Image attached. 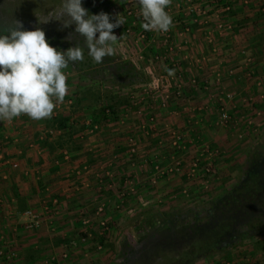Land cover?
I'll return each mask as SVG.
<instances>
[{
    "label": "crops",
    "instance_id": "0c3cea01",
    "mask_svg": "<svg viewBox=\"0 0 264 264\" xmlns=\"http://www.w3.org/2000/svg\"><path fill=\"white\" fill-rule=\"evenodd\" d=\"M261 2L262 0H249V4H243L242 0H229L232 9L227 18L232 24V30L227 32L224 38L217 40L218 45L216 46L217 51L215 53L211 51L210 44L205 40V28L201 25L193 24L189 32L184 34L181 33L183 32L180 31L181 27H184L188 21V17L186 16L185 18L180 19L182 24L173 23V27L171 28L173 36L171 40V46L173 47L172 51H167L166 47L160 43V36L158 34H155L151 38L152 40H150L147 45L148 49L157 50L160 54H163L168 58L167 61H158L161 62L160 64L162 68H164V72H169L168 69L177 71V68H169L173 67V64L176 62L179 64V68L182 72L186 71L185 76L187 77L188 74L189 76L192 75V77L196 78V80L200 83V86L193 87L190 84L191 77L188 78L189 83L184 82L182 84L183 95L188 97H185L187 101L186 105L175 104V102H173L171 103V106L167 108H157L159 113H155V110L153 108L151 109V107H153L151 104L145 106L146 108L144 111H146L148 115H150L149 113H153L152 115L157 116V121L150 124L146 120V114H144V117L142 118L137 116L138 121L133 122L131 125L126 127L128 129V133L137 136L135 153L129 152L128 142L126 144L124 141L119 139L112 140L113 146L115 148L117 147V150L119 151L113 155V157H116L115 169L116 173L118 172V175L119 172L122 171V168L117 167V165L119 166L122 161L121 158L126 156L127 159L131 158L130 160H132L130 163L132 168L129 170L128 174L124 173V175L121 176L122 178L119 177L118 179V176L114 174L113 179H117V181L114 182L112 179V187H108L106 183L103 188L99 190L97 182L100 170H96L98 168H90L91 164H94V160L93 162L90 160L91 164L86 161V158L90 155L89 153L86 154L87 151H92L93 149H90L92 145L88 147L85 143L86 141L82 140L86 137L85 131H88L85 122L82 123L83 130L79 132L75 138L76 141L82 144V150L84 153L80 154L78 157L72 158L71 153L68 151H63L62 153L60 152V155H63L62 160L60 159V161H58L57 158H55L54 165L52 166L53 168L46 170L47 172L42 171L43 168H38L36 170L23 168L24 166L29 165L27 162V151L23 152L21 155L11 158V156H9L12 152V150H10L11 147L9 148L4 146L2 149L4 160L0 159V175H2L3 171L6 170V167H3V164L5 163L4 165L7 167H12L11 162L15 160L19 162V168H12L19 174L13 173L8 177L11 186L4 184L0 185V197H2L1 192H3V196L11 198V202H9L7 206L2 203L0 198V216L1 213L5 215V213L9 211L10 213L14 211L15 213L18 212L19 214H23L27 208L37 209V211L42 213L43 221L41 226L35 229L34 232H36L37 236L41 237V239H50L52 244L54 242L57 247L53 250H56L54 253L58 254V251H61V248L70 239L78 238L79 234L82 233L80 232L83 228L81 219L79 216V219L78 217L75 219L76 217L73 215L79 213V210L83 207L87 209L89 217H91V215L94 217V221L91 220L90 224L87 226L90 231H92L91 228L94 224L96 225L98 223V219H96L97 216L95 215V208L100 202H104L106 205L104 214L111 225L118 227L123 225L122 223H124L126 219L127 221L129 219L132 221L130 214L129 217L123 215V210L133 207L132 204L133 202H136L135 200L138 192L136 196L130 197V199L133 198V201L130 202V200H128L125 205L123 204V206H121V209H116L114 207L119 191L123 188L122 179L126 176H130L133 180H138L137 182L142 183V181L151 176V166L155 162L159 163L162 167H167L169 165L168 162L170 161V158L172 159L174 154L179 156L182 159V171L178 172L177 175L179 177L181 176V180L186 182L184 184L189 187L192 193H195L197 187H200V185L195 180L194 182L186 181V171L195 159L200 160V166L205 162L207 155L204 153L205 156H202L204 151L202 144H205L206 147L209 146L211 151L217 152V155L213 157V166L216 167V171L214 170V172H217V170L221 169L223 165V159L220 157L218 158V155L220 154L219 148H224L225 151L232 143L229 142V135L226 134L225 128H221L218 132H213L214 125L212 118L215 116L214 108H216L217 105V98L219 96V92L221 91V86L228 91L234 92L238 96L236 104H229L230 112L235 120L233 124L238 125L241 118V120L244 121V125H239L237 128L248 126L249 129L250 125H248V120L251 119L256 122V125L264 126V12L260 9ZM246 45H249L250 47H247V49ZM256 50H260L259 54ZM234 54L236 56H234ZM152 56L153 55L150 54V57ZM203 56H205V60L203 62H199ZM218 74L220 75L219 80L217 76ZM257 79L262 81L261 87L256 85ZM203 82H207L208 84L206 89L201 86ZM158 93L159 95H162L160 92ZM252 97L253 100L249 104V99L247 98ZM200 103H202V110H197L202 113L206 112V116L203 118L204 120L200 117L202 115H196L195 117L193 114V109H195V107ZM257 110L262 112L261 116L256 115L258 112ZM173 112L177 116H174V118H172L173 116H167V114H173ZM169 119H171L170 122ZM12 120H14V118ZM5 124L11 123H9L8 120L0 121V139H4V137L6 138L4 133H2L4 131L2 129L6 126ZM101 124L100 129L103 127V124ZM256 125L250 127H255ZM170 129L183 132L184 135L188 136V138H184L186 141L184 142V145L187 149L185 147V149L179 151L174 148V151H172L170 150V145L169 148H163V146H165L169 141ZM245 129L247 128L245 127ZM18 139L20 140L19 137L16 139L12 138L11 142L13 145H18ZM99 139L101 141L100 137ZM200 141H202V143H200ZM215 143L217 145H214ZM22 144L24 145L23 142H21V145ZM27 145L28 142H26V145L24 146ZM117 145H125L126 147H119ZM215 146L217 149H214ZM36 149L37 147H33L29 152H32L33 155L35 153H39L36 152ZM120 149L122 156L120 154ZM64 152H68L70 155L66 154L64 156ZM29 154L30 153H28V155ZM93 157L95 156L93 155ZM201 157L204 158V160H202ZM7 158H9L8 162H5ZM96 159H102L100 152L98 153ZM9 161L11 162L9 163ZM95 162L97 163L98 161ZM138 162L140 165H137ZM67 165H71L72 168L64 169ZM200 166L197 172L199 177L204 176ZM76 170H81L83 173L77 177L75 176ZM32 171H36L35 173L37 175H35V181L38 180V184L33 181ZM42 172H44L43 175ZM220 173L221 172L218 171V175ZM7 176L2 175L1 177L6 179ZM42 178L45 179L42 181ZM46 179L47 183L44 184ZM161 179H164V177ZM216 184L217 183L214 182V187ZM171 185L172 186L170 187H172V191H174L176 187L178 188L181 186V184L177 186L176 184ZM182 190L184 189L182 188ZM39 192L43 193L44 198L38 200V204L34 205L33 201L36 199L35 196L39 195ZM105 192H107V195H105ZM179 192L182 191L180 190ZM45 197H48V199ZM54 197L58 198L60 201V210L54 213L52 210L44 211L43 204L45 202L51 204V199ZM195 198L196 201H194V203L198 201L197 197H193L192 199ZM20 199H22L24 203L26 202V204H24L26 207L23 210H19ZM192 199H190V202ZM163 207L165 209L169 208L167 206ZM108 208H112L114 211L116 210V212L110 215ZM128 212L131 213V211ZM0 218H2L1 221L4 222L3 219L6 217L4 218L1 216ZM136 223L139 224L138 222ZM8 225H15V223L12 222L0 225V244L6 248H10L12 243L11 241L16 240V234L12 232V230H15V227L11 229L10 233H1L2 230H5L4 228L8 227ZM18 227H24L23 220ZM133 227L135 228V226ZM7 231H9V229ZM20 231L24 230L20 229ZM9 236H11L12 239ZM96 238L97 237L94 236L91 240L84 242L81 247H86V249L80 250L78 248L80 252H77L80 253V255L86 256L84 253H88V251L92 248V245L95 244L93 246H96L98 243L93 242ZM58 258H61V256L58 255L57 259Z\"/></svg>",
    "mask_w": 264,
    "mask_h": 264
},
{
    "label": "rangeland",
    "instance_id": "374dc122",
    "mask_svg": "<svg viewBox=\"0 0 264 264\" xmlns=\"http://www.w3.org/2000/svg\"><path fill=\"white\" fill-rule=\"evenodd\" d=\"M3 1L6 5L5 6L6 8L4 9L8 12V14H11L14 17V19H20L23 22H27V23H24V27L29 22H32L34 20L37 21L39 16L43 12L50 10L52 8L58 7L59 2H60V0H3ZM105 3H107V5H105ZM94 5L96 7H103L107 9V12L110 14V18H114L116 15L121 16L128 9L139 11L137 0H125L124 3H120V0H96ZM4 9L2 11L3 15H5L6 13ZM174 14L175 13L173 12V15ZM131 27L134 33H130L128 36L124 35L122 32H117L115 28L112 30L119 38L115 46L116 50L113 56L120 57L121 59L125 61L126 60L130 61L144 75H146L144 71L149 72L150 69H153L154 73L158 75L167 76V79H168L170 74L169 72L166 73L163 71L164 68H162L160 64L161 62H157V61L150 62L151 65L150 64L148 65L147 63L144 62V60L143 61L138 60L139 59L138 56L140 55L139 52L140 51L143 52L145 50V48L143 47L145 43H141V41L139 42L135 41L137 36H135L134 34H136L137 31L141 29L140 24L139 23L133 24V25L131 24ZM133 35L135 37H133ZM234 41L237 42L236 40ZM247 47H250V46L246 45V48ZM149 51L153 55V57L157 55V50L150 49ZM256 52L259 54L260 50H256ZM234 56L236 55L234 54ZM91 61H93L92 58H91ZM148 67L150 69H148ZM169 68L174 69V67H169ZM64 71H65V74L67 77V83L69 86L68 95L64 98L62 102H57L56 107L51 117L44 118L41 120H34L30 118L28 115L22 114L19 117H15L14 120H12L11 124H5L6 125L5 128L2 129L4 130L2 133H4L6 138L4 137V139H0V143H2L3 148L4 146L9 147V148L11 147L10 150H12V152L9 155L11 156V158L17 155H21L23 152L27 151L26 152L27 157H28L27 162L29 165H27L28 167L24 166L23 168L31 169V170L43 168L42 171L47 172L46 170L53 168L52 166L54 165L55 158H57L58 161H60V159L62 160L63 155H60V152L62 153L63 151L69 150L70 152H72V154H78V156H80V154H83L84 152L82 148L81 150L77 149L78 147L77 144H80V143L75 140L76 135L83 130L82 123L89 120L91 116H93L101 108L102 105L113 103V104H116L115 105L116 116L112 117V119L109 121L103 122L102 123L103 127L100 129V132L99 130L94 131L92 133L85 131L86 137H84V139L82 140L86 141L85 143L88 147L92 145L90 149H93V150L92 151L89 150L86 153V154L88 153L90 154L86 158V161H88V163L91 164V161L93 162L94 160V164H91L90 168L91 167L92 169L98 168L96 170H100L99 176L101 178H104V180L109 179L108 177H106V174H104L107 170L111 171L113 175L116 174V176H118L117 177L118 179L119 177L124 175V173L125 174L129 173V170L132 168L130 164L132 160H130L131 158L127 159L126 156L121 158L122 161L120 162L119 166L117 165V167L122 168V171L119 172V175H118L117 174L118 172L116 173V169H115L116 157L115 156L113 157V155L118 153L119 151L117 150V147L115 148L113 146L112 140L119 139L121 141H124L127 144L128 137L132 136L136 139L137 136L134 134L128 133L127 132L128 129L126 127L128 125H131L133 122H137L138 117H141V118L144 117L143 116L144 114H146L147 116L146 118L147 122H149L150 124L155 123V121H157V118H156L157 116L152 115L153 113L151 114L149 112L148 113L150 115H148L146 111H144V109L146 108L145 106H147L148 104H151L153 106L151 107V109L153 108L155 110V113H159V111L157 110V108L158 109L161 108V106L159 105V102L165 99L167 100L165 108L171 106V103L173 102H175V104H180V105L187 104L185 95L176 96L174 92L170 93V91L175 90L173 88L174 84L173 82L171 83V81L169 83L170 86L166 88L167 90L163 88L164 90L167 91L169 98L165 96L166 93L162 91L163 90L162 88L153 89L154 88L153 84L152 85L148 84V87L146 85L145 87L151 90L150 95L153 96L154 94L155 96V101H151L153 100V98L148 96L145 93L143 89L145 87L141 84H137L132 87L112 85L109 82H99V81L91 80L85 75H82L83 74L82 72L74 71L68 68L65 69ZM185 73L186 71L182 72L183 83L184 82L189 83L188 78L190 77L192 78V75L189 76L188 74L186 77ZM149 74L150 75L148 76H151V73ZM148 83H150V81ZM182 91H183V88H182ZM158 92H160V94L162 95H159ZM237 98L238 96L236 95V97L231 102H229V104L231 105L236 104ZM247 99H249L248 102L250 104V102H252L253 100V97L247 98ZM69 100H71V103H69ZM201 105L202 103L198 104V106H196L195 109H193V112H194L193 114L195 115V117L196 115L197 116L202 115L200 117L203 119L206 116L205 115L206 112L202 113L198 111V110L200 111L202 110ZM218 107L220 106L217 104L216 108H214L215 116L213 117L214 119L212 118L213 125H214L213 132H218L221 128H225L226 134L229 135L228 137L229 142H232L231 145L225 151H224V148H219L220 154L218 155V158L220 157L223 159V165L221 169L217 170V172H212L210 175H207L206 177L205 175L199 177L197 175L198 173L195 174L194 176H188L187 175L188 171H186V178H187L186 181L194 182L195 180L200 185V187H197V190L195 193H192L190 191L189 187H187V185L184 184L186 182L182 181L180 178L181 176L179 177L177 173L165 174V176H163L164 179H161L163 177H160L158 178V180H156L155 183L151 182L152 181L151 176L145 179L144 181H142V183L137 182L138 180H134V183H136L135 185L138 189V195L136 196V200H135L136 202H133L132 204L133 207L130 206L131 207L130 209H127V210L124 209L123 215L129 217V214H130V218L132 220H133V217H135L136 222L144 223L149 219V217L152 216L151 212L150 213L145 212V208L150 207V208L157 209V210L159 208L162 210H165L163 206H167L169 207L168 209L170 208L172 209V208H177V207H182V206L184 207L190 206L191 204L197 205V204H200L201 202L203 203L206 202L207 200L219 194L222 190L229 188L232 185L233 183L232 180L234 179V174L236 171L235 166L237 165L238 161L244 155L249 153V151H251L254 147L257 146L258 143H260L263 137V133H264V126L263 125L259 127L249 126V129H248V126L237 128V126L239 125L240 126L244 125L243 124L244 121L241 120L242 118L240 119L241 121L238 119L239 120L238 125L233 124V123L226 125V126L218 125L216 124L218 109H219ZM138 110H142L141 111L142 115H140V113L137 112ZM150 112H153V111H150ZM58 116H68L70 118V124L74 126V128L72 127L71 129L72 131L70 130L69 132L68 129L63 131V129L56 128L53 119ZM150 116L154 117L153 121L149 120ZM167 116H170V117L173 116L172 118H174V116H177V115L173 112V114L169 113L167 114ZM170 121L171 119H169V122ZM245 127L247 129H245ZM169 132H170L169 141L165 146H163V148L165 147L169 148V145H170V150L172 151H174V148L176 147L172 143L175 134L180 133V134H183L184 138H188V136L184 135L183 132H179L174 129L172 130L170 129ZM240 134L242 136H240ZM18 137L20 138V140L18 139V145H13V143L11 142L12 138L16 139ZM99 137L101 138V141ZM21 142H23L24 145H26V142H28V145L27 146H24L23 144L21 145ZM184 142L186 141L183 140L182 144H184ZM200 143H202V141H200ZM214 145H217V144L215 143ZM117 146L119 147L124 146V148L126 147L125 145H117ZM202 146H203L202 148H204L205 144H202ZM33 147H37L36 152H39V153H35L33 155L32 152H29ZM214 149H217V147L215 146ZM99 152L101 153L102 159H96ZM28 153L30 154L28 155ZM120 154L122 156L121 149H120ZM93 155L95 157H93ZM8 159L9 158H7L5 162H8ZM95 161H98V162L96 163ZM172 161L173 160L170 158V161L168 162L169 163L168 166H172L171 165ZM10 162L11 161H9V163ZM13 163L18 164V167L14 168V169H18L19 162H17L16 160L12 161L11 162L12 167H13ZM4 164H3V167H6L5 168L6 170L3 171L2 175L7 176L8 174V176L6 179L5 178L3 179L1 177L2 175H0V185L4 184V185L11 186L10 180L8 177L11 176L13 173H16V174H19V173L14 171L12 167H7ZM137 165H140L139 162L137 163ZM213 167L215 170L216 167L215 166ZM71 168H72L71 165H67V167H64V169H71ZM218 171L221 172L219 175H218ZM32 172H33L32 178L34 179L33 181H35V178H36L35 175L37 174L35 173L36 171H32ZM44 172H42V175ZM43 179L45 178H42V181ZM117 179H114V182H116ZM37 181L38 180L35 181L36 184L39 183V182L37 183ZM214 182L217 183L215 187H214ZM46 183H47V179L46 181H44V184ZM171 184H176V186L181 184V186H179L178 188L176 187V189L172 191L171 190L172 187H170L172 186ZM182 188L185 189L187 192L183 193ZM180 190L182 192H179ZM79 191H80V188H79ZM105 195H107V192H105ZM1 196L2 197L0 198H1L2 203L5 206H7L9 202H11V198H6L5 196H3V192H1ZM193 197H197L198 201L194 203V201H196V198L192 199ZM35 198L36 199H34L33 201L34 205L38 204V200L44 198L43 193L39 192V195L35 196ZM45 198L48 199V197H45ZM190 199H192L191 202L193 203L190 202ZM129 200L130 202H132L133 198L132 199L129 198ZM19 204L21 205L22 203H19ZM24 204H26V202ZM30 207H34V206H30ZM30 209L37 211V209L35 208H30ZM112 210H113L112 208H108V212L110 215L116 212V210L115 211L114 210L112 211ZM128 211H131V213H129ZM144 212H145V215H144ZM14 213H15L14 211L12 213H10L9 211L5 213V215L1 213L2 217L4 218L6 217L5 219H3L4 222L1 221L2 218H0V225L1 224L4 225L7 223L9 224L12 222L15 223V225H8L7 228L3 227L5 229L4 230L5 232L3 230L1 232L2 234L6 232L10 233L11 229L15 227V230H12V232L16 234V240L11 241L12 243H11L10 248L7 247V249L13 250L17 253V257L15 258L13 262L14 264H36L39 261H42L44 258L49 257L51 255L61 256L62 254L61 252L63 251L64 246L61 248V251H58L59 252L58 254L54 253L56 252V250H53V249L57 247V245H55L54 242L52 244L51 243L52 241H50V239H44V238L41 239V237L37 236V233L34 232L35 229L28 230V229H25L24 227H18L24 218L22 217V214H19L18 212L15 214ZM73 216L76 217L75 219H77V217L79 216V213H77L76 215L74 214ZM91 217H92L91 220L94 221L93 220L94 217L92 215ZM122 224L123 225H120L118 227L111 225L110 230H109L110 232L108 231L110 234L108 235L107 239L109 241V244H113V247L110 248V245H107L102 250H97L96 246H93L95 244H93L92 248L89 250L90 253L88 251V253H84L86 254V256H83V255H80V253L78 252H80V250H85L86 247L79 246L78 248L80 250L78 249L74 251L71 250L69 256L66 259L58 258V262H55L54 264H114L115 262H119L121 259L119 258L116 250H118L121 242L127 238V240L131 242V244L137 245L139 242H141V240L143 239V237L146 235L147 231L149 230V228H147L148 226H145L143 228H139V226H135L134 228L133 222L130 219L128 221L126 219L125 222ZM93 227H95L97 230V224L96 225L94 224ZM8 229L9 231H7ZM20 229L21 230L23 229L24 231H20ZM92 232H94L95 234V229ZM9 237L11 238V236ZM93 242L97 243L99 242V239L96 238L95 240H93ZM87 244H90V243H87ZM237 251L238 252H235V250H233L230 253V255L233 256V258L236 260L241 259L244 256H246L247 258L246 260L250 262L251 264H264V243L260 244L256 240L245 242L243 246H241V248H239ZM172 252L174 253V255L178 253V251L176 250ZM172 252L170 251L161 252L160 259L168 260L167 258H170V255H172ZM225 253L226 251L220 250L218 251L217 254H215L214 256H211L210 258L206 260L204 259L195 260L193 264H213L216 261V259H222ZM238 254L240 255L241 258L238 256ZM155 260L157 261V259ZM152 264H156V263H152Z\"/></svg>",
    "mask_w": 264,
    "mask_h": 264
},
{
    "label": "trees",
    "instance_id": "16d2710c",
    "mask_svg": "<svg viewBox=\"0 0 264 264\" xmlns=\"http://www.w3.org/2000/svg\"><path fill=\"white\" fill-rule=\"evenodd\" d=\"M95 2L96 0H83V6L92 13L107 12L103 7H96ZM0 5L3 9L6 8L3 0H0ZM4 11L6 12L4 20L0 19V24L6 21L7 25L14 17L5 9ZM181 18L185 16L182 15L179 19ZM34 21L25 26L33 25ZM36 22L38 23V20ZM46 25L49 26L48 31H45ZM53 25L57 29H54ZM44 26L41 28L53 46L66 49L83 41V38L77 37L78 34L74 32V25L63 28L59 21L51 20L44 23ZM68 69L82 72V75L91 80L118 86L132 87L147 83L149 80L130 61L111 55L104 57L103 62L96 63L94 60L91 61L87 51L82 61L70 64ZM115 105L113 103L102 105L91 116V120L100 124L111 120L116 116ZM53 120L56 128L63 131L68 129L70 132L72 127L74 128L68 116H58ZM81 145L77 144L78 150H81ZM70 153L72 158L78 156ZM235 170L232 185L204 203L165 210L148 207L145 208V212H151L152 216L139 224L133 217V226L139 228L148 226L149 230L137 245L131 244L127 238L124 239L116 250L121 260L114 264H193L195 260H206L218 251L224 250L226 251L224 257L214 262L223 264L228 260H236L230 253L233 250L238 252L245 242L256 240L260 244L264 243V133L260 143L238 161ZM19 203L23 204H19V210H23L26 207L23 200L20 199ZM107 237L98 238L99 243L104 247L110 245L111 248L113 244H109ZM174 250L178 251L176 255L172 252ZM163 251L172 252L168 260L160 259ZM238 256L240 257L239 254ZM244 257L237 261L241 264H251L246 260V256Z\"/></svg>",
    "mask_w": 264,
    "mask_h": 264
},
{
    "label": "clouds",
    "instance_id": "9594fccd",
    "mask_svg": "<svg viewBox=\"0 0 264 264\" xmlns=\"http://www.w3.org/2000/svg\"><path fill=\"white\" fill-rule=\"evenodd\" d=\"M137 4L145 31L167 33L173 27L167 11L170 0H137ZM51 20L64 28L74 25L82 43L61 49L49 43L41 27L27 29L20 19L0 24V121L22 114L34 120L51 117L57 102L68 95L64 70L82 61L85 51L96 63L113 55L119 38L112 30L124 25L126 17L110 18L105 11L92 13L83 0H60L58 7L39 16L38 23ZM168 71L171 74L173 70Z\"/></svg>",
    "mask_w": 264,
    "mask_h": 264
},
{
    "label": "built area",
    "instance_id": "2783aa9c",
    "mask_svg": "<svg viewBox=\"0 0 264 264\" xmlns=\"http://www.w3.org/2000/svg\"><path fill=\"white\" fill-rule=\"evenodd\" d=\"M243 4H249V0H242ZM261 10L264 12V0H262L261 2ZM218 8V9H217ZM231 9L232 6L229 3V0H170V4L167 7V11L169 12V14L172 16L173 19V23H180V19L179 17H181L182 15L188 17V21L186 22L185 26L181 27L180 31L182 34L189 32V30L191 29V26L193 24H199L202 27L205 28V40L210 44L211 46V51L213 53H215L217 51L216 46L218 45L217 40L218 39H222L224 38L225 34L227 32H229L230 30H232V24L228 21V14L231 13ZM173 12L175 13L173 15ZM139 11L137 10H132V9H128L126 10V12H124L121 16L126 17V21L124 23V25H119L118 27H116V31L117 32H122L124 35L128 36L130 33H134L131 27V24H140L141 27V18L139 17ZM158 34L160 36V43L166 47L167 51H172L173 47L171 46V40L173 38L172 36V31L170 29V31H168L167 33H162V32H152V31H145L142 27L141 29H139L137 31L136 34H134L135 36H137L136 38V42L141 41V43H145L144 44V48L145 50L142 52L140 51V55L138 56V60H144L145 63H147L148 65L151 63L150 62H158V61H167L168 58L167 56H164L163 54H160V52L157 51V55L155 57H150V51L148 49V44L149 41L152 40L151 38L155 35ZM133 35V37H135ZM133 39V38H132ZM135 43V42H134ZM152 55V54H151ZM205 60V56H203L201 58V61L199 62H203ZM173 67L176 69L177 71H173L169 78L167 79V76L164 75H158L156 73H154L153 69H150L148 67L149 72H145L146 76L148 77V82L150 81V83H144L141 84L144 87L148 84H153V89L155 88H167L169 87V83L171 81V83L173 82V88L175 89L174 91H170V93H175V95L177 96H182L183 95V78H182V70L179 68V64H177L176 62L173 64ZM151 71V72H150ZM149 73H151V76ZM218 80L220 78V75L218 74ZM256 85L260 86L262 85V81L260 79H257L256 81ZM190 84L193 87H199L200 83L196 80V78L192 77L190 78ZM220 84V81H219ZM207 82H203L201 84V86H203L205 89L207 88ZM150 87V85H149ZM145 93L152 97L153 100L151 101H155V96L153 94V96L150 95V89L148 88H143ZM167 90V89H166ZM166 90H162L164 91L166 94L165 96L167 98H169V95L167 93ZM236 97V94L232 91H228L227 89L222 88L221 86V91L219 92V96L217 98V104L220 106L218 107V115H217V121L216 124L218 125H229L235 122V120L233 119V116L229 110V102H231L234 98ZM69 103H71V100H69ZM166 103L167 100H163L161 102H159V105L161 106V108H165L166 107ZM142 110H138L137 112L140 113V115H142ZM258 112L256 113L257 116H261L262 112H260V110H257ZM107 112H109L107 110ZM154 117L150 116L149 120L153 121ZM121 120V119H120ZM11 121H9V123H11ZM256 122H254L252 119L248 120V125L253 126L256 125ZM88 131L90 133L97 131L100 129V124L93 122L91 120V118L89 120H87L85 122ZM257 127H259V125H256ZM240 136H242L240 134ZM184 140V136L180 133L175 134L174 139H173V145L176 146L175 148H177V150H183L185 149V145L182 144V141ZM128 144H129V152L130 153H135L136 152V139L132 136L128 137ZM3 146L0 143V159H3ZM206 156L205 162L203 163V165L200 166V160L199 159H195L192 161L190 167L188 168V176H194L195 174H197L199 166L201 168V171L203 173V175H205V177L207 175H210L212 172H214V167H213V157H215L217 155L216 151H211L209 146L204 147V151H203V157ZM68 155V153H65L64 155ZM173 157V156H172ZM202 158V157H201ZM173 161L171 163L172 166H168V167H162L159 163H154L151 166V170H152V183H155L156 180H158V178L163 177L165 174H169V173H178L182 171V159L174 154V157L172 158ZM202 160H204V158H202ZM18 164L17 163H13V168H17ZM85 168V167H84ZM82 171L81 170H76L75 171V176H79L81 175ZM104 174H106V177H108V180H104V178H101L99 176L98 179V189L101 190L103 188V186L106 184L108 187H112L113 183H112V179L114 178V175L111 171L107 170ZM103 177V176H102ZM114 180V179H113ZM123 181V188L122 190L119 191V194L117 196V200L115 201V205L114 207L116 209H121V206H123V204L129 200L130 197H134L137 195L138 189L136 187V183H134V180L130 177V176H126L122 179ZM187 191L184 189L183 193H186ZM105 208L106 205L104 202H100L97 204L96 208H95V215L97 216L96 219H98V223H97V230L95 227H92V231L95 229V234L94 232L90 231V229L87 228V226L90 224L91 221V217L88 216V212L87 209L85 207L81 208L79 210V216L81 219V223L83 225V228L81 229L80 232H82L81 234H79L78 238H72L70 239L65 245H64V249L61 252V258L66 259L71 250H77L79 246H81L84 242H87L89 240H91L94 236H96L97 238L100 237H107L108 233L110 232V227L111 224L110 222L106 219V216H104V212H105ZM43 209L44 211H50L52 210V212H57L60 210V201L58 198L54 197L51 199V204H49L48 202H45L43 204ZM23 219V225L25 229L28 230H34L37 229L41 226L42 221H43V217H42V213L40 211H36L33 209H27L23 212L22 214ZM109 231V232H108ZM110 234V233H109ZM94 235V236H93ZM81 243V244H80ZM104 248L102 243H97L96 244V249L97 250H102ZM17 257V253L13 250L7 249L6 247L0 245V264H14V260ZM55 262H58L57 256L56 255H51L49 257L44 258L42 261H39L36 264H54ZM213 264H217V263H213ZM223 264H241L239 261L234 260V261H225Z\"/></svg>",
    "mask_w": 264,
    "mask_h": 264
},
{
    "label": "flooded vegetation",
    "instance_id": "af4514ba",
    "mask_svg": "<svg viewBox=\"0 0 264 264\" xmlns=\"http://www.w3.org/2000/svg\"><path fill=\"white\" fill-rule=\"evenodd\" d=\"M2 11H3V8H2V6L0 5V19L1 20H4L3 19V17H4V15L2 14ZM6 20V19H5ZM6 22V21H5ZM5 22H1V24H3V25H5L6 26V23ZM44 26V23H43V25L41 24V26H39V23H37L36 21H34V24L33 25H30L29 27H26L25 26V28H27V29H31V28H34V27H43ZM44 27H46L47 28V30H45V31H48V27L49 26H44ZM53 27H54V29H57V27H55L54 25H53ZM64 28V27H63ZM49 31H50V29H49Z\"/></svg>",
    "mask_w": 264,
    "mask_h": 264
}]
</instances>
